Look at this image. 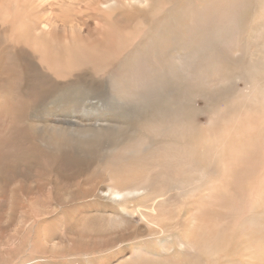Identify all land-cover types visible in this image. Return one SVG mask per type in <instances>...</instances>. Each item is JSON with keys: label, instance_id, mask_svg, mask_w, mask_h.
<instances>
[{"label": "rangeland", "instance_id": "1", "mask_svg": "<svg viewBox=\"0 0 264 264\" xmlns=\"http://www.w3.org/2000/svg\"><path fill=\"white\" fill-rule=\"evenodd\" d=\"M22 34L52 49L23 57ZM67 48L103 62L39 61ZM13 118L1 214L15 193L30 222L13 247L48 264H264V0H0V128Z\"/></svg>", "mask_w": 264, "mask_h": 264}, {"label": "bare ground", "instance_id": "2", "mask_svg": "<svg viewBox=\"0 0 264 264\" xmlns=\"http://www.w3.org/2000/svg\"><path fill=\"white\" fill-rule=\"evenodd\" d=\"M91 1H94V0H91ZM144 3H146V1H144ZM111 6H112V4H108L107 5L108 8H110ZM43 27L44 28L48 27L49 29H51L54 32L56 39L62 38L63 35L66 33V29H63L62 27H59L55 23L50 22V21L44 22L43 23ZM67 33H68V31H67ZM20 42H21V45H24L26 43H28V45H29L28 46V49H29L28 51L25 50V49L24 50H20L19 54L21 56H23V57L25 55L30 57V53H32L36 49H39V50L42 51L45 48L46 49L50 48L49 46H45L43 44H39L37 39H35V36L30 35V34H27V35L26 34H22L21 35V39L18 40V43H20ZM99 44L100 43H97V46ZM50 49H52V48H50ZM64 51L68 52L67 53L68 56L65 57V58L63 56L60 58V57H58L56 55L39 54L38 55L39 61L44 62V60H45L48 63L56 64L57 67L66 66L68 68H70V67H78V66L83 65V64H89L92 67L96 68V67H99L102 64V62H103L102 55L100 54V52H98V53L89 52V53L84 54L83 51H85V50H83L81 48H67ZM27 60L28 61H26V63H25L26 65H30V66L38 65V63L35 62V60H33V59L32 60L27 59ZM1 61H3L2 58H1ZM16 62L19 65H25L24 62H21L20 58H18V60ZM20 67H22V66H20ZM24 94L25 93L23 92L22 95H24ZM14 125H18L17 121L15 119H14V123H13V121H9L8 123H5V126L0 128V146L4 147L5 144H7L8 142L11 141L12 132L15 130V126ZM101 192H102V190H101ZM1 195L2 194H0V197H1ZM10 195L12 196V199H13L12 203L9 206V209H10L9 212L10 213H8V215H5L4 219H2V214H1L2 211L1 210H2V206L4 205V201L5 200L3 201V204H0V232H2V233H0V253L3 252L6 249V252H5V255H4L5 260H6L5 264H48L47 263V259H46L47 257L45 255H43V256L40 255V253H44V252L39 251V250H35V252H38V253H36L34 255L28 254L27 251H25L26 248L28 247L26 242H22V244H20L21 247L20 246L13 247V245H12L14 243V233H13V231H14V228H15L14 225L18 224V223H16L17 220L21 222L20 226H22V224H24L25 228H27L26 230L29 229L28 225L30 224V222L26 223L27 213H28L26 211H27V207L29 208V204L27 203L28 201L26 200V197H24V196H22L23 197L22 200H19L21 198L20 195L15 194V193H11ZM111 195L121 196V197H124V198H131V199H133V197H135V199L138 200V199L145 198V196L147 195V190H146L145 187H141V186L140 187H134V188H125V187H123L120 190L111 191ZM16 196H17V198H16ZM154 199H152L153 202L149 201L151 203L146 205L147 209L149 210V212L150 211H152V212L154 211V208L153 209L151 208L153 206L154 201H156ZM6 205H8V204H6ZM18 208L21 209V210L17 212L16 210ZM36 210H39V209H36ZM19 213H20V215L17 216V214H19ZM160 220H161V218H160ZM159 223H161V221H159ZM165 227H166V225H165ZM3 232H5V235L3 234ZM1 234H3L4 238L6 237L4 239L5 240V244H6V248H5L4 245H2V242H3L2 238L3 237H2ZM51 235H52L51 232H47V233H44V235L39 236L37 238V240H36L37 245L42 244V243H44V244L47 243L46 241ZM118 237H119L120 241L121 240L124 241V239H125V238H123V235H120ZM25 241H26V238H25ZM104 242H105V244L107 246L110 245V240H108V238ZM249 244H251V243H249ZM91 245L92 244H90V247L88 246V244L81 246L80 253H82V255L84 257H86L88 255L87 252H91L93 250L94 246H91ZM254 246H256V245H254ZM51 248L54 249V245H52ZM247 259H249V258H247Z\"/></svg>", "mask_w": 264, "mask_h": 264}]
</instances>
